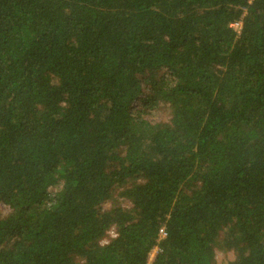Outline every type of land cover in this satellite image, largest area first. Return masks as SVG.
<instances>
[{
  "label": "trees",
  "instance_id": "16d2710c",
  "mask_svg": "<svg viewBox=\"0 0 264 264\" xmlns=\"http://www.w3.org/2000/svg\"><path fill=\"white\" fill-rule=\"evenodd\" d=\"M1 206L0 264H264V0H0Z\"/></svg>",
  "mask_w": 264,
  "mask_h": 264
},
{
  "label": "rangeland",
  "instance_id": "374dc122",
  "mask_svg": "<svg viewBox=\"0 0 264 264\" xmlns=\"http://www.w3.org/2000/svg\"><path fill=\"white\" fill-rule=\"evenodd\" d=\"M236 24H234V26H235ZM238 27V26H237ZM236 27V28H237ZM239 29V28H238ZM1 208V210H4L3 209V206H1L0 207ZM109 234H108V236L110 237H112V235L115 233L114 232V229H112L111 231H109L108 232ZM107 239L108 238H104V240H103V242H105V241H107ZM156 253H157V250L154 248L152 251H151V253H150V255H149V261H152L153 259H154V257L156 256ZM231 258H233V255H232V252H225V251H217V260H218V263L219 264H226V263H228V261L231 259Z\"/></svg>",
  "mask_w": 264,
  "mask_h": 264
},
{
  "label": "built area",
  "instance_id": "2783aa9c",
  "mask_svg": "<svg viewBox=\"0 0 264 264\" xmlns=\"http://www.w3.org/2000/svg\"><path fill=\"white\" fill-rule=\"evenodd\" d=\"M162 236H163V234H162ZM155 249H156V250H158V248H157V247H155ZM149 264H151V263H149Z\"/></svg>",
  "mask_w": 264,
  "mask_h": 264
},
{
  "label": "clouds",
  "instance_id": "9594fccd",
  "mask_svg": "<svg viewBox=\"0 0 264 264\" xmlns=\"http://www.w3.org/2000/svg\"><path fill=\"white\" fill-rule=\"evenodd\" d=\"M115 232V231H114ZM115 235V233L113 234V236Z\"/></svg>",
  "mask_w": 264,
  "mask_h": 264
}]
</instances>
